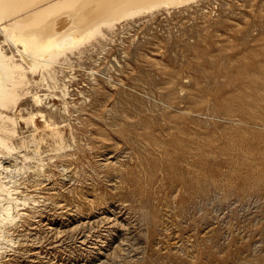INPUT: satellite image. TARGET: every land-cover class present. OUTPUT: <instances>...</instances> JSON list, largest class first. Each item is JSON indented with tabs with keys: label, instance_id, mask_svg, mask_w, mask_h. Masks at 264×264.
<instances>
[{
	"label": "rangeland",
	"instance_id": "374dc122",
	"mask_svg": "<svg viewBox=\"0 0 264 264\" xmlns=\"http://www.w3.org/2000/svg\"><path fill=\"white\" fill-rule=\"evenodd\" d=\"M106 32L61 67L69 114L46 99L71 147L42 143L43 172L32 148L5 159L27 167L13 173L30 200L0 264H264V0ZM29 98L11 114L36 111ZM18 123L16 145L31 134Z\"/></svg>",
	"mask_w": 264,
	"mask_h": 264
},
{
	"label": "bare ground",
	"instance_id": "6f19581e",
	"mask_svg": "<svg viewBox=\"0 0 264 264\" xmlns=\"http://www.w3.org/2000/svg\"><path fill=\"white\" fill-rule=\"evenodd\" d=\"M195 1L0 0V34L4 38L0 40V258L6 249L4 242H13L10 238L13 227L25 214L20 212V208L27 206L30 200L27 195L19 196L18 180L13 173L14 170L23 173L27 167L16 165L13 169L5 159L14 156L15 152L21 154L22 149L32 148L35 156L22 153V158L25 161L38 160L35 168L43 172L42 143H50V150L55 154L64 153L71 147L66 144L59 120L54 118L57 113L52 112L54 105L46 101L50 97L60 99L62 112L69 114L68 84H61L59 78V74L64 72L63 65L70 61L69 54L82 52L88 44L105 38L106 31H113L123 20ZM4 46H8L10 53ZM58 66L63 68L62 71L57 69ZM37 75L41 76L40 80L35 79ZM41 85V88L46 85V90L54 93L48 95L33 91L34 86L40 90ZM28 98L32 99L36 111L27 112V117L22 116L20 110L21 116L11 114ZM46 110L49 111L48 116ZM19 118L30 127L31 134L21 137L20 144L16 145ZM38 119L42 120V127L40 122L38 125ZM50 159L52 161L53 157Z\"/></svg>",
	"mask_w": 264,
	"mask_h": 264
}]
</instances>
